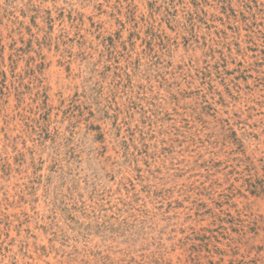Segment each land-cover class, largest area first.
<instances>
[{
  "label": "rangeland",
  "instance_id": "rangeland-1",
  "mask_svg": "<svg viewBox=\"0 0 264 264\" xmlns=\"http://www.w3.org/2000/svg\"><path fill=\"white\" fill-rule=\"evenodd\" d=\"M0 264H264V0H0Z\"/></svg>",
  "mask_w": 264,
  "mask_h": 264
}]
</instances>
